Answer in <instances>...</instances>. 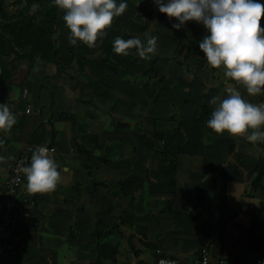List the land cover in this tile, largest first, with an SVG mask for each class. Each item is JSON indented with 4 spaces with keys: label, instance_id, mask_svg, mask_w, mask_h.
I'll use <instances>...</instances> for the list:
<instances>
[{
    "label": "crops",
    "instance_id": "0c3cea01",
    "mask_svg": "<svg viewBox=\"0 0 264 264\" xmlns=\"http://www.w3.org/2000/svg\"><path fill=\"white\" fill-rule=\"evenodd\" d=\"M127 3L91 48L69 42L57 9L53 33L69 76L37 61L19 78L17 64L5 94L16 123L4 132L11 143L0 150V211L10 178L3 181L2 166L27 145L56 146L60 178L47 192H28L27 182L22 187L20 195H34L36 205L16 226L22 240L10 258L21 264H158L159 255L192 260L209 252L214 263L261 264L264 142L217 134L206 122L213 97L223 99L234 88L260 104L264 91L248 94L246 85L225 78L223 68L210 67L199 54L191 58L197 74L185 75L174 53L182 38L199 45L204 26L189 21L178 30L176 18L153 0ZM146 34L157 38L150 59L136 49L113 51L117 36L144 40ZM101 42L109 46L108 59ZM156 134L165 137L176 163L158 152Z\"/></svg>",
    "mask_w": 264,
    "mask_h": 264
},
{
    "label": "clouds",
    "instance_id": "9594fccd",
    "mask_svg": "<svg viewBox=\"0 0 264 264\" xmlns=\"http://www.w3.org/2000/svg\"><path fill=\"white\" fill-rule=\"evenodd\" d=\"M52 3L63 12L62 19L70 30L69 42L73 45L82 42L90 48L128 7L127 0H52ZM153 3L169 19L176 18L175 29H181L189 21L204 26L207 34L199 41V48L210 67L223 68L225 78L246 85L250 95L264 91V28L260 26L264 0H153ZM131 49H136L140 58L150 59L157 51V38L146 34L144 40L140 37L125 40L119 36L113 40L115 53L128 55ZM210 103L215 108L206 123L212 131L227 132L231 137L246 134L249 142H264L261 130L264 103L249 102L234 88L228 89L225 98L213 97ZM15 123V114L6 103H0V130L8 131ZM49 151L46 145L37 146L30 163L21 169L30 193L56 187L60 171Z\"/></svg>",
    "mask_w": 264,
    "mask_h": 264
},
{
    "label": "trees",
    "instance_id": "16d2710c",
    "mask_svg": "<svg viewBox=\"0 0 264 264\" xmlns=\"http://www.w3.org/2000/svg\"><path fill=\"white\" fill-rule=\"evenodd\" d=\"M44 1L14 0L12 6L15 9L12 11L0 1V103H5V94L13 85L14 71L19 61L28 62L29 69L26 75L32 71L37 61H42L55 64L63 78L69 76L64 70L67 63L59 58L60 52L53 33L58 16L57 7L52 0H48L51 4L49 7ZM99 48L107 51L105 59H108L109 46L101 42ZM196 54L205 57L199 45L195 43L188 45L186 38H182L173 59L182 66L185 75L197 74V69L191 67L192 55ZM8 57L12 58L6 62ZM81 68L85 66L81 65ZM4 132L0 130V140H3L0 150L11 143V139ZM156 140V149L162 157L168 159L170 163H176L175 153L168 152L165 137L156 134Z\"/></svg>",
    "mask_w": 264,
    "mask_h": 264
},
{
    "label": "built area",
    "instance_id": "2783aa9c",
    "mask_svg": "<svg viewBox=\"0 0 264 264\" xmlns=\"http://www.w3.org/2000/svg\"><path fill=\"white\" fill-rule=\"evenodd\" d=\"M46 146L50 149L48 155L57 163V147L54 145ZM36 147L34 145L25 147L24 151L14 161L12 174L6 181V189L2 197L3 209L0 211V264H21L18 259L10 258L22 240L16 226L31 214L36 205L34 195H20L22 187L27 182L26 175L21 169L30 163ZM157 262L158 264H231L227 258H220L214 263L209 252H204L200 257L192 260L159 255Z\"/></svg>",
    "mask_w": 264,
    "mask_h": 264
},
{
    "label": "rangeland",
    "instance_id": "374dc122",
    "mask_svg": "<svg viewBox=\"0 0 264 264\" xmlns=\"http://www.w3.org/2000/svg\"><path fill=\"white\" fill-rule=\"evenodd\" d=\"M0 1H3L5 3V5H6V8H8L10 11H12L13 9H15L12 6V3H13L14 0H0ZM11 58L12 57H8L6 59V62H8ZM18 65H19V67H18L19 70H16L15 71V75L18 74V76L20 78V77H23L27 73L29 67H28V62L27 61H19L18 62ZM12 163H13V160L11 159L10 163H7V164H5V165L2 166V169H1V173L2 174L1 175H2V177H5L3 179V181L7 180L6 178H9L11 176V174H12V166H13Z\"/></svg>",
    "mask_w": 264,
    "mask_h": 264
}]
</instances>
